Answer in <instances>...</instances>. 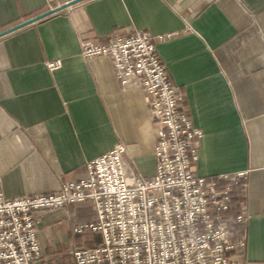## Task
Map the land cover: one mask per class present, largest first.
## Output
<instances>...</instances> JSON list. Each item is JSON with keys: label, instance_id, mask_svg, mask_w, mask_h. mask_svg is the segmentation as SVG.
Returning <instances> with one entry per match:
<instances>
[{"label": "crops", "instance_id": "1", "mask_svg": "<svg viewBox=\"0 0 264 264\" xmlns=\"http://www.w3.org/2000/svg\"><path fill=\"white\" fill-rule=\"evenodd\" d=\"M70 0H0V32ZM144 31L201 131L197 176L225 184L238 173L244 264H264V0H82L0 37V188L5 197L55 191L81 179L115 144L142 177L154 174V128L140 88L122 87L107 56L85 59L82 37ZM158 37L161 39L158 40ZM60 61L50 71L46 63ZM238 196V194L236 195ZM39 258L74 264L97 234L89 204L33 213Z\"/></svg>", "mask_w": 264, "mask_h": 264}, {"label": "built area", "instance_id": "2", "mask_svg": "<svg viewBox=\"0 0 264 264\" xmlns=\"http://www.w3.org/2000/svg\"><path fill=\"white\" fill-rule=\"evenodd\" d=\"M79 47L85 59L107 56L122 87L141 89L155 130L154 174L145 178L127 168L125 147L118 143L88 161L83 178L55 191L8 198L0 188V264L37 260L33 213L68 204L92 206L93 220L74 232L99 236L92 247L72 249L74 264H244L245 240L233 226H242L245 216H231L230 198L242 174L223 176L221 189L197 176L201 131L157 57L153 38L118 30L106 43L82 37ZM46 67L52 71L60 61Z\"/></svg>", "mask_w": 264, "mask_h": 264}, {"label": "water", "instance_id": "3", "mask_svg": "<svg viewBox=\"0 0 264 264\" xmlns=\"http://www.w3.org/2000/svg\"><path fill=\"white\" fill-rule=\"evenodd\" d=\"M80 1H82V0H70V1H67V2L63 3L62 5H60L58 7H54L52 9H50L46 13H43V14L38 15L36 17H32V18H30L28 20H25V21H23L21 23H18V24L14 25V26L12 25V27H9L8 29H6L4 31H1L0 32V37L4 36V35H6V34H8L10 32H13V31H15V30H17L19 28H22V27H24V26H26L28 24L34 23L35 21L40 20V19L44 18L45 16H47V15H49L51 13H54V12H57V11L62 10L64 8H67V7H69V6H71V5L75 4V3L80 2Z\"/></svg>", "mask_w": 264, "mask_h": 264}, {"label": "trees", "instance_id": "4", "mask_svg": "<svg viewBox=\"0 0 264 264\" xmlns=\"http://www.w3.org/2000/svg\"><path fill=\"white\" fill-rule=\"evenodd\" d=\"M240 179H236V182L231 186L230 198H231V213L239 210L238 203L242 200L241 198V184ZM238 194V196H236Z\"/></svg>", "mask_w": 264, "mask_h": 264}]
</instances>
